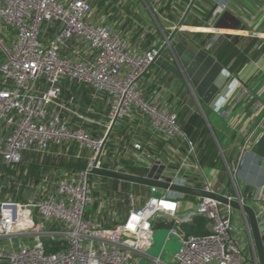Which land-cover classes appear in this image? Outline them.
Wrapping results in <instances>:
<instances>
[{"label":"built area","instance_id":"built-area-1","mask_svg":"<svg viewBox=\"0 0 264 264\" xmlns=\"http://www.w3.org/2000/svg\"><path fill=\"white\" fill-rule=\"evenodd\" d=\"M93 2L0 0V178L16 180L12 174L18 178L20 169H5L14 170L25 162L23 156L85 162L82 170L62 178L45 177L38 186L34 182L27 199H0V264H134L135 255L147 257L149 264H165L147 250L153 245V219L179 212V202L167 194L157 196L158 189L149 187L150 196L140 206L129 194V209L112 228L90 215L95 204L91 170L129 174L107 149L114 129L142 116L158 138L172 142L180 135L177 114L147 101L141 90L160 48L132 49L115 24L97 18ZM225 9L217 5L212 20ZM82 87L91 90L92 100L107 98L104 118L96 119L91 105L83 108ZM236 103L250 105L253 112L260 108L247 87L240 88ZM230 109L223 108L221 116L227 118ZM132 148L150 160L139 142L133 141ZM129 152L125 147L123 154ZM226 197L248 204L243 197ZM192 211L208 222L210 232L183 237L170 230L180 243L170 264H257L255 256L247 259L229 206L199 198ZM118 214L111 209L114 220ZM256 214L264 232V209ZM52 247L59 249L49 252Z\"/></svg>","mask_w":264,"mask_h":264},{"label":"crops","instance_id":"crops-1","mask_svg":"<svg viewBox=\"0 0 264 264\" xmlns=\"http://www.w3.org/2000/svg\"><path fill=\"white\" fill-rule=\"evenodd\" d=\"M108 2L116 11L115 16H124L127 22L135 24L134 27L146 29L151 26L150 21H155L146 10L137 8L136 0ZM145 2L161 22L150 46L161 48L166 42L164 37H169L175 29L177 32L144 75L141 90L147 101L167 105L177 114L180 135L166 142L151 132L144 117L137 116L126 121L122 128L114 129L108 151L129 174L175 181L194 188L205 186L231 198L243 197L260 214L264 209V0H196L182 26L179 23L190 0ZM220 4H225L226 9L212 20V11ZM241 87H247L257 96L258 110L253 112L250 105L236 103ZM79 96L83 108L91 105L98 113L94 117L104 118L108 110L106 97L92 100L91 90L85 87L80 89ZM225 107L231 108L227 118L220 114ZM133 141L143 146L150 160L133 150ZM124 146L131 154H123ZM52 151L58 149L53 147ZM30 157L23 156V160ZM44 159L45 164H41L38 161L42 158L33 156V179L37 186L43 177L53 180L54 169L64 172L61 178L66 172L76 171L65 164L82 162L85 166L83 160L54 155ZM55 159L60 161L59 165ZM94 177L105 181L104 193H112L115 186L124 185L133 196H139L142 190L150 196L148 186L132 187L135 184L115 180L117 184L113 187L109 182L113 179ZM162 194L179 202V212L153 219V245L147 253L160 256L165 264H170L180 248L170 230L175 229L179 235L187 237L181 233L179 224L196 221L198 216L192 208L199 198L190 196L187 199L185 195L158 189L157 196ZM90 215L105 228L117 223L111 209L101 208L97 202ZM233 221L247 259L252 260L254 256L257 259L248 219L233 210ZM206 228L210 231L208 222ZM261 235L264 243V232ZM134 259V264L142 260L149 264L147 257L135 255Z\"/></svg>","mask_w":264,"mask_h":264},{"label":"rangeland","instance_id":"rangeland-1","mask_svg":"<svg viewBox=\"0 0 264 264\" xmlns=\"http://www.w3.org/2000/svg\"><path fill=\"white\" fill-rule=\"evenodd\" d=\"M135 4H136V6H138L137 8L140 7V9L146 10L155 19V21H153V22L150 21L151 26L146 27V29L142 28V27H139V28L134 27L135 24H132L130 21L127 22L128 19L125 18L124 16H119V15L115 16L116 11H114V9L112 7L111 8L109 6H106L104 8L100 7L98 2H96V3L93 2V7H95V13L98 14L97 18L102 19V21H104L105 23H111V24L116 25L118 31L120 33H122L123 36L125 38H127V40H129V44H130L132 49L144 50L145 48H148L150 46L151 42L153 41L154 32L155 31L158 32L157 29H159V27L161 26V22L157 21L156 16L153 13V10H151L149 8V6L146 4L145 0H136ZM194 5H193V7H194ZM153 18L151 17V20H153ZM153 24H154V27H153ZM167 38H168V36L166 35L164 37V42L165 41L167 42ZM44 158L45 157H43L42 160H39L38 162H40L41 164H45ZM25 161L26 162H23L22 164L17 166L14 170L13 169L9 170V171L17 172L18 169H20L18 171L19 172L18 178H17V176H15L16 175L15 173L12 174V178L15 177L16 180L11 181L8 179H3V177L0 178V199L4 198L6 195H8V196L11 195L14 198H17L19 200L27 199L30 196H32V194H33V183L35 182V180L33 179V176H34V174H33V157L30 160L27 159ZM30 161L32 162L31 164H29ZM55 161L57 162L58 165L60 164L59 163L60 161L58 159H55L54 162ZM56 168H58V167H56ZM46 171H48L50 173L49 170H46ZM51 174H53L52 176H54V178H57L56 174L58 176L61 175V173L56 172L55 169ZM43 178H45V177H43ZM9 181H11V184L9 183ZM103 182H105V181H100V179L94 178V180H93L94 187L96 190V192H95V203L97 202L98 204H100L101 208L107 207V209H113V210L118 209L119 214H118L116 220L120 221L124 218L125 211H127V206L129 203L128 188H126L127 186H124V185H120V186L117 185L114 187V190L112 193H106V192L104 193L103 190L105 188L103 186L105 183H103ZM7 184H9V185H7ZM147 199H148V193L145 190H142L139 196L138 195L134 196V198H133L134 206H140ZM257 217H258V215H257ZM258 219H260V216ZM169 222L166 221L167 224ZM150 253H151V251H149V254ZM144 261L145 260H142L139 264H145Z\"/></svg>","mask_w":264,"mask_h":264},{"label":"water","instance_id":"water-1","mask_svg":"<svg viewBox=\"0 0 264 264\" xmlns=\"http://www.w3.org/2000/svg\"><path fill=\"white\" fill-rule=\"evenodd\" d=\"M196 0H191L188 7L186 8L184 15L179 23V26H182L188 14L191 12L193 5ZM177 29H175L171 35L167 38V42L159 49L157 57L165 50L167 45L171 42L172 38L176 34ZM156 57V58H157ZM91 174L94 176L118 180L121 182L135 184V185H144L148 187H154L163 191H170L180 195L194 196L198 198H210L220 202L223 205L229 206L232 210L241 212L249 222V227L251 230L252 239L254 242V248L257 255V264H264V243L262 240V235L258 226V218L255 210L252 206L248 204H240L236 199H229L226 196L214 193L212 191L202 188H194L188 185H181L171 181H159L157 179H151L146 177H141L128 173L115 172L104 169H92ZM164 216H173L169 213H161Z\"/></svg>","mask_w":264,"mask_h":264},{"label":"trees","instance_id":"trees-1","mask_svg":"<svg viewBox=\"0 0 264 264\" xmlns=\"http://www.w3.org/2000/svg\"><path fill=\"white\" fill-rule=\"evenodd\" d=\"M98 0H94V3H96ZM107 0H102L99 5L100 7H106V6H110V4L106 3ZM47 163H50V161H47ZM67 168L73 169V170H82L84 168V164L82 162H71L69 164H65ZM6 172H9V170H6ZM109 182L111 183V186L113 185V187L117 184V181L115 180H109ZM132 187H138L137 185H132ZM185 198L189 199L191 198L188 195H185ZM176 225V224H175ZM180 230L181 233L185 236H205L208 235L210 231L207 230L206 225H207V221L201 217H197L195 222H191V223H180ZM58 247H52L49 248L48 251L49 252H55L58 251Z\"/></svg>","mask_w":264,"mask_h":264}]
</instances>
